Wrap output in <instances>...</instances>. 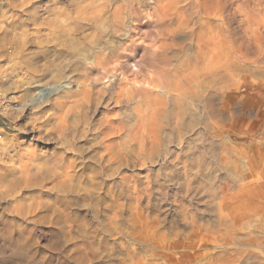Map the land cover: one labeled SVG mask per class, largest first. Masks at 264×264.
Returning <instances> with one entry per match:
<instances>
[{"label": "rangeland", "instance_id": "374dc122", "mask_svg": "<svg viewBox=\"0 0 264 264\" xmlns=\"http://www.w3.org/2000/svg\"><path fill=\"white\" fill-rule=\"evenodd\" d=\"M217 1L167 9L183 23L174 41L155 42L167 44L171 72L193 59L200 74L190 69L197 79L177 95L92 80L93 55L117 37L86 20L73 52L57 34L64 9L84 16L91 0H0V163L9 189L0 211L23 209L4 213L16 231L0 228V264H264V0H222L220 10ZM219 24L220 93L207 81L214 48L205 40ZM200 48L212 51L205 60Z\"/></svg>", "mask_w": 264, "mask_h": 264}, {"label": "bare ground", "instance_id": "6f19581e", "mask_svg": "<svg viewBox=\"0 0 264 264\" xmlns=\"http://www.w3.org/2000/svg\"><path fill=\"white\" fill-rule=\"evenodd\" d=\"M177 1L179 0H91L92 2L91 10L89 11V14L84 15V16H82V14L80 13L81 9L79 10L75 9L76 11L74 12V17H73L71 8L70 7L65 8L63 12V17H65L66 21L64 22L65 24L63 23L64 25H62V27H60V25L57 26L60 28V32L57 34L59 35V37L62 38L61 41L65 45L66 49H73V52H75V50H77L76 46L79 40V37L77 36V34L79 33V29L82 27L81 24L85 23L86 20H87V25L88 24L90 25L94 33H95V30L97 32L99 28L102 29L100 31H104L107 29L108 31H110L111 34H113L117 38L115 39L114 46L111 47L112 49L109 52L106 51V52H101V53H95L93 55V58L90 61V66L88 70V74L91 75L90 77L92 78L93 81L96 82V81H100L103 78L112 77L115 85H117V88L121 91L132 92V93L133 92L137 93L141 91L140 92L141 94L144 88L145 89L149 88L151 90L161 89L167 94L174 93L177 95H181L188 91L187 90L188 87L185 86L184 81H194L197 79L194 76L195 75L194 71L197 72V70L196 68H193L194 62H191L194 60L193 59L191 61L188 60L190 61V63H192V66L191 64L188 63L190 67L192 68L188 67V65L185 66L186 63L188 62L187 61L185 62L184 65L180 64L178 67H176L171 72L169 68V64H168V57L165 54L161 53L162 49L167 48L166 47L167 44H164V43L157 44L155 42V39L158 36L160 37L166 36L170 38L172 41H174V39L176 38L177 31L179 29L178 26L183 23L182 22L183 19L181 21L177 20L178 14L173 17L169 16L170 13H167L169 11V10L167 11V9H171L173 13V8L175 7V4H178ZM221 1L222 0L217 1L218 2L217 8L219 10L221 9ZM93 2H97V4ZM73 4H76V2H73L72 4H70V6H73ZM111 5H113L112 9H109ZM83 11H84V8H83ZM178 11L180 10L178 9ZM219 15L220 14H218V16ZM174 17L175 18L177 17V18L175 19ZM185 20L187 19L185 18L184 21ZM53 22H57V21L53 20ZM159 22L160 24L158 26ZM147 23L149 24L154 23V24L150 25V28L148 30L143 29V27ZM176 23H179V25H176ZM221 24L218 25L219 27L216 30L217 32L215 31L216 33H214L213 35H210L212 34L211 32L209 36H206V38L208 39H205L206 41L209 40L208 43L211 42L213 45L212 47L214 48L213 54L210 55L212 65L209 66L208 64H206L209 66L207 69L209 71L208 73L210 74L209 75L207 73L206 75L209 78L207 81L208 83L213 82L212 84H214V87H213L214 90L219 93L222 91L223 81H224V77L226 74V73L225 74L223 73L225 71V70L223 71V68H224V64L226 63V61H224L225 58L223 59V57H225V54H224L225 52H223V49H225L223 47L224 45L223 43L225 42V40L223 41L224 35L222 34L223 30L221 31V28H220ZM200 31H199V35L201 33H202L201 35L203 34L205 35V33L206 35H208L207 34L208 32L204 33L205 30L204 31L202 30L203 32L201 33ZM197 35H198V32H197ZM201 40H203V38H201ZM198 41L200 42V39ZM198 41L197 43H199ZM199 46H197V48H199ZM205 46H208V45L205 44ZM201 47H203V45ZM205 50L206 49H203V50L201 49L200 54L204 55L203 57L201 56V58H204L205 55L209 56L208 54H209V51L211 50L209 49L208 53ZM197 57L200 58V55ZM198 62H200V59L199 61H197V65H198ZM201 62L199 63L200 65H201ZM199 66H195V67H199ZM202 67L203 66L201 65V69L204 70ZM190 69H193V70L195 69V70L193 71ZM236 69L238 68L236 67ZM206 70L204 71L207 72ZM205 72H203L204 73L203 77H205V74H206ZM197 74L200 75L199 72H197L196 75ZM203 77L201 75V77H198V78H203ZM205 80L206 79H204V82H200V83L204 85ZM208 86L210 85L208 84ZM208 89L209 87L207 88V90ZM154 94H155L154 96H157L156 93ZM159 97L158 98L161 99V96ZM149 98L152 100V96L151 97L149 96ZM154 101L156 102V99H154ZM163 102H164V99H163ZM156 103L154 105H156ZM159 105H160V102H159ZM4 150H5V147H4ZM5 167L7 166H3L0 163V198H2V196L4 197L5 191L9 192V189L6 190V187L1 181V179L3 178V174H4L3 171ZM21 168L22 167H20V169ZM5 171H7V168L5 169ZM26 172L27 171L22 172V175L26 176ZM10 175L11 174H9V176ZM7 180L5 179V181ZM7 192H6V196H8ZM12 205L13 206L15 205V210L12 208L13 206L10 207L11 204H7V206L5 207L2 206V209L0 211V228H2L3 231L5 230L7 234L15 233L16 226L13 220L14 218L13 219L4 218V213L6 214V212L8 211L9 212L15 211V214L18 215L20 213V210H23V209H20L19 207L21 204H12Z\"/></svg>", "mask_w": 264, "mask_h": 264}]
</instances>
